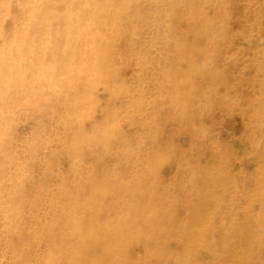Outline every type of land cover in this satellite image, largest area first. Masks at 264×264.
<instances>
[{
    "label": "clouds",
    "instance_id": "9594fccd",
    "mask_svg": "<svg viewBox=\"0 0 264 264\" xmlns=\"http://www.w3.org/2000/svg\"><path fill=\"white\" fill-rule=\"evenodd\" d=\"M0 264H264V0H0Z\"/></svg>",
    "mask_w": 264,
    "mask_h": 264
}]
</instances>
